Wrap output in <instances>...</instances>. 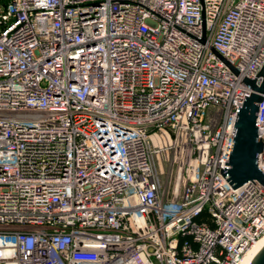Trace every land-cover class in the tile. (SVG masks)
Wrapping results in <instances>:
<instances>
[{
    "label": "built area",
    "instance_id": "2783aa9c",
    "mask_svg": "<svg viewBox=\"0 0 264 264\" xmlns=\"http://www.w3.org/2000/svg\"><path fill=\"white\" fill-rule=\"evenodd\" d=\"M263 65L264 0H0V264H239L264 187L220 171Z\"/></svg>",
    "mask_w": 264,
    "mask_h": 264
},
{
    "label": "water",
    "instance_id": "95a60500",
    "mask_svg": "<svg viewBox=\"0 0 264 264\" xmlns=\"http://www.w3.org/2000/svg\"><path fill=\"white\" fill-rule=\"evenodd\" d=\"M219 58L237 73L228 61L222 56ZM244 83L251 87V92L248 97L245 96L243 105L238 109L230 157L226 160L224 169L220 171L233 189L254 181L264 187V173L257 164L258 154L263 151L264 144L258 136L256 125L259 104L264 97V65L256 79L246 78ZM251 264H264V248Z\"/></svg>",
    "mask_w": 264,
    "mask_h": 264
},
{
    "label": "bare ground",
    "instance_id": "6f19581e",
    "mask_svg": "<svg viewBox=\"0 0 264 264\" xmlns=\"http://www.w3.org/2000/svg\"><path fill=\"white\" fill-rule=\"evenodd\" d=\"M264 248V237L256 242L245 254L239 264H251L256 255Z\"/></svg>",
    "mask_w": 264,
    "mask_h": 264
}]
</instances>
